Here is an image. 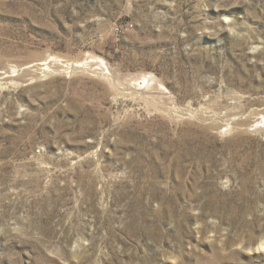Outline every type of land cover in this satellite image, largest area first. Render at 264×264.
Listing matches in <instances>:
<instances>
[{"label": "rangeland", "instance_id": "374dc122", "mask_svg": "<svg viewBox=\"0 0 264 264\" xmlns=\"http://www.w3.org/2000/svg\"><path fill=\"white\" fill-rule=\"evenodd\" d=\"M0 264H264V0H0Z\"/></svg>", "mask_w": 264, "mask_h": 264}]
</instances>
